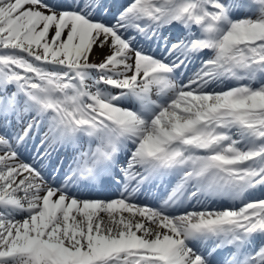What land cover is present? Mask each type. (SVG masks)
<instances>
[{"label":"snow or ice","instance_id":"1","mask_svg":"<svg viewBox=\"0 0 264 264\" xmlns=\"http://www.w3.org/2000/svg\"><path fill=\"white\" fill-rule=\"evenodd\" d=\"M0 264H264V0H0Z\"/></svg>","mask_w":264,"mask_h":264}]
</instances>
